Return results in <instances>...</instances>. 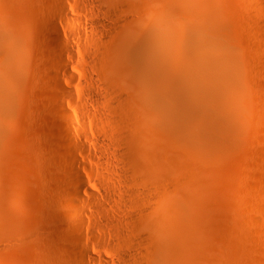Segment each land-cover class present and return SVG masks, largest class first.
Listing matches in <instances>:
<instances>
[{"label":"rangeland","instance_id":"374dc122","mask_svg":"<svg viewBox=\"0 0 264 264\" xmlns=\"http://www.w3.org/2000/svg\"><path fill=\"white\" fill-rule=\"evenodd\" d=\"M120 1L122 6L114 11L109 10L108 1L100 0H0V23L20 30V47L26 55L13 122L5 129L0 149V264H63L64 258H78L83 246L90 257H82L76 264H121V255L131 254L132 250L117 245L116 231L121 223L136 216V210L149 211L157 205L153 186L159 182L167 185L166 191L172 197L171 217L156 206L153 218L161 226L162 241L181 253L183 264H264V0ZM55 6L64 8L72 21L67 22ZM183 9L196 12L223 45V60L193 67L194 76L200 80L195 84L200 102L193 111L198 130H211L209 143L204 141L209 148L212 145L211 153L206 158L193 156L188 150L197 145L195 140L179 136L181 126L164 127L170 124L162 112L164 107L174 111L177 105H190L189 93H183L180 86L192 76L183 75L174 66L176 53L172 56L164 47L173 42L171 36L157 37L154 50L146 48L140 59L132 56V72L140 68L144 76L139 70L137 80L132 77V113L137 119L132 144L142 159L138 171L131 166L124 170L117 160L114 162L120 148L111 146V139L120 132L105 110L104 85L91 68L94 43L86 41H98L103 26H107L103 32L106 34L132 23L133 44L137 37H146V28L155 31L161 27L148 23L155 13L170 14V20L181 18ZM48 23H75L68 29L58 25L61 35L82 31L79 39L72 38L76 55L69 67L71 78L59 75L70 92L64 103L70 117L68 128L58 115L49 112L48 96L60 93L45 85L39 72L42 37L45 33L51 35L46 29ZM93 23L100 24L99 32L85 28ZM119 60V56L113 57L112 65ZM208 67H212L211 73ZM147 73L154 76V82L158 78L157 87L151 88L160 96L152 95L151 89L144 86ZM231 85L238 89L235 113L229 108L233 102ZM128 92L122 90L125 96ZM214 114L217 121L210 123ZM69 144L76 147L73 167L62 156ZM70 175L86 186L78 191L79 205L73 203L75 190L68 181ZM131 194L132 198L139 195V203ZM70 208L85 214L78 234L67 212Z\"/></svg>","mask_w":264,"mask_h":264},{"label":"bare ground","instance_id":"6f19581e","mask_svg":"<svg viewBox=\"0 0 264 264\" xmlns=\"http://www.w3.org/2000/svg\"><path fill=\"white\" fill-rule=\"evenodd\" d=\"M100 1H108L107 4H108L109 10L114 9V11L117 7H119V5L121 3L120 0H100ZM129 1L132 2V0H129ZM104 3H106V2H104ZM183 4L185 5V1ZM260 5L261 4L258 5L259 8H260ZM120 6H122V4ZM105 7H107V6H105ZM261 7L264 10V4H262ZM55 8H57L58 11L61 12V14L63 15V18L67 22L72 21V19H70L66 15V12L63 10L64 8L59 7V6H57V7L55 6ZM188 11L189 10L183 9L182 13H181V18H180V16L178 18H175V16H174L170 20L167 19V16H169L170 14L164 15V14H160V12L155 13L153 16H151L150 19H148V23H152L151 26H153V24H156V25L158 24V26H161V27H157L155 31L152 30L153 28L151 29L149 27L148 28L145 27L146 28V31H145L146 37L145 38L137 37L136 39H134L133 44H132V23L124 24L119 28L110 29L108 31V33H106V34L105 33L103 34V32L107 29V26H103L101 30H100V24L99 23H93V24H89V25L85 26V28L87 30H90L92 32H99V30H100L99 39H97L98 41H96V39L94 40L93 38H88L86 42H88V44L94 43V45L92 44V46H94V48H93V57L94 58H93L92 63H91V68H92L93 72H95L97 74V78H98L99 82H101V84L104 85L103 89H105V91H106V92H104V95L106 94V97H104L105 98L104 101H105L106 108H107L105 110H107L108 113L112 117H110L107 112L106 113L108 114L109 119L112 118V120L114 122V123L113 122L112 123L115 124V126L117 127L118 130H116V131L120 132V134H118L117 137L116 136H114L115 138L112 137V139H111L112 145L111 146L116 147L117 149L120 148V150H119L120 152L118 151L119 153H116V155H115L114 162L117 160L118 164L121 165L122 168L127 167V166L128 167L131 166L132 170L138 171L140 168V163H141V159H142L140 154L137 152V150L135 149V147L132 144V136L137 134L136 133L137 119L133 115L134 112L132 113V109H134V106H135V101L132 98V80L133 79L137 80V76H140V74H138L140 68L137 69L138 71H136V69H135V71L132 72V56L135 57L136 59H140L143 52L146 50V48L154 50L155 49L154 44L157 40L156 39L157 37H162V39H163L166 36H171V38L173 39V42L171 44L164 45V47H168L167 49L170 51L169 53H171L172 56H173V54L176 53V55L173 58L174 66L177 69H181L180 71H182L183 75L192 76V79H191V77H190V79H187V77H186L185 81H183V87L180 86V88H181V91L183 93L184 92L189 93L188 95L190 96V99L187 96L186 97L189 101L192 100V101H190L191 103L189 106L192 105L193 107L192 106L189 107L188 105L185 106V105L180 104V105L176 106L174 111L167 110V108L164 107L162 109V112H163V114L168 116L169 122H170L169 126H167V124L166 125L164 124V127L165 128H167V127L173 128V127L181 126V128H183L182 129L183 132L181 134H179V136L183 137L184 135H187V136L191 137L192 139H194L195 142L197 143V145L191 146L188 150L189 152L192 150V154L194 153L193 156L195 155L197 158H206L207 155L209 156V153H211L210 148H212V145L209 148L207 146V144L205 143L208 139L209 132H211V130H209L208 128H203L201 130H198L197 115L193 111V108L195 109V106H197L195 104H198V101L200 99V97H198L199 94L196 92V91H198V88L195 86V84H196V81L198 79H196V77L194 76L193 67H195L196 65L198 66V63L204 65L205 62H209L210 60H214L217 63L220 62L221 60H223V58H224L223 57L224 56L223 45H222L221 39L215 34V32L212 30L210 25L204 24L203 21L201 22L199 20V18L196 16L197 15L196 12H194L192 10L189 12ZM108 12H110V11H108ZM118 12H119V10H118ZM110 14H114V12H112ZM254 22H255V20H254ZM72 24H75V23H48L46 29L48 30V32H51V35H49L48 33L43 34L40 52H39L40 56L42 57L41 66H40L41 70H39V72L42 74L41 80H43L45 85H47L50 88H53L55 91L60 93L59 96H56L54 94L53 95L50 94L48 96L49 98L46 97L48 99V101L46 102L47 108H48V110L52 116L56 114L60 117V119L63 121L66 128H68L70 126V117L68 115V112L65 109L64 103L69 99L70 92L62 84V81L60 80L59 75H63L67 78H71L70 73H69V67H70V63L73 62L75 55H76V52L74 51V44H73L74 39H72V38L74 37L76 39V37H77L79 39L82 35L81 34L82 31L81 30L79 31V29H76L75 35H73L72 33H69V31H68V33L64 32V34L61 35L58 32V25H61L64 29H68L69 25H72ZM9 25H7L6 23H0V149L2 146V141L5 137V129L8 130L7 128L10 127L12 125V122H13L12 120H13V115L15 114V107H16L17 102H18V94H19L18 91H19L20 86L22 84L23 73L25 72V69H26V55H25L24 51L22 50V48L20 47V41H19V36H18L20 30L19 31H18V29L14 30L11 27V25L10 26ZM162 26H164V27H162ZM208 26H209V28H208ZM263 26L264 25L262 24V27ZM140 34H139V36H140ZM49 42H52V45H50ZM156 47H157V45H156ZM209 52L213 53V55L210 56V54H208ZM116 55L120 57V60L118 63L116 62L117 64L114 66V65H112L111 59H113V57H115ZM179 64H182V67H181V65L179 66ZM189 65H190V67H189ZM191 65H192V67H191ZM207 66H208V64H207ZM211 69H212V67H208L207 71L209 73H211V71H212ZM152 71L153 70H151V72ZM136 72H138L137 73L138 75H136ZM141 72L142 71L140 70V73ZM142 73H141V76H142ZM178 73H181V72H178ZM150 75H151V73L149 75L147 73V76H146L147 79H145L144 86L149 87V90L151 89L152 92H150L148 89H147L148 91L147 90L146 91L150 92V93H152V95H154L156 90L154 88L152 89L151 87H154L156 85L155 82H156V79L158 80V78L155 77L156 79L154 82V79H153L154 76L150 77ZM132 77H133V79H132ZM142 77H144V76H142ZM178 77H180V76L178 75ZM197 77H198V75H197ZM220 78H222V77H220ZM138 80H140L139 77H138ZM198 81H200V80H198ZM139 82H141V81H139ZM157 84H158V82H157ZM156 87H157V85L155 86V88ZM195 88H196V90H195ZM125 89L129 91L127 96H125L124 93H122V90H125ZM157 91H159V90H157ZM237 91H238L237 86L231 85L230 95L232 97L233 102L230 103L229 108H230L232 113H235V104H236L235 100L237 97ZM156 93L154 96H157L158 93L157 94ZM160 95L161 94L159 93L158 96H160ZM182 96H184V94ZM187 99L185 98V100H187ZM144 100L145 99H143V101ZM185 100H184V102L188 101V100L187 101H185ZM104 101H103V103H104ZM104 108H105V105H104ZM196 110H197V108H196ZM53 113H55V114H53ZM217 117H218L217 114H214V116L211 115V117L209 118L208 121L210 123H214L217 121ZM50 118H51V116H50ZM50 118H48V119L50 120ZM112 123L110 122V124H112ZM111 128L113 129V127H111ZM55 129H54V131H55ZM113 130H115V129H113ZM113 130H111V131H113ZM49 132H51V131L49 130ZM64 133L65 132H63L62 137L65 136ZM232 133H234V132H232ZM209 141H210V139H209ZM209 141H207V142L209 143ZM62 144H66V142L65 143L63 142ZM64 148H65L66 152H64L62 154V156L64 155L63 159L68 166L73 167L75 165L73 153H74L76 147L74 146V148H73L69 144L68 149L66 147H64ZM179 151H181V150H179ZM182 152L183 151H181V153ZM189 158H190V156H189ZM63 159H62V161H63ZM193 161H195V160H193ZM204 162L206 163L205 160H204ZM22 163H25V162H22ZM63 166H64V164H63ZM114 166H115V164H114ZM72 167H70V168L72 169ZM123 169H119V170H123ZM123 173L126 174L125 172H123ZM123 173L121 172L120 174H123ZM128 173H130V172H128ZM72 174H74V172H72ZM197 174H199V173H197ZM63 176H65V175L63 174ZM70 176L69 177L71 179L69 178L68 181L71 180L70 184L73 186V188L75 190L74 192H72L73 196H74L73 203L75 205L76 204L79 205L80 197H79L78 191L84 190L86 186L84 183H82L80 181V179L77 176H75V175H70ZM122 176H124V175H122ZM189 177H188V180H189ZM141 180H142V178H141ZM181 180H183V179H181ZM180 183H181V181H180ZM158 184L159 185H157L156 187L153 186L154 187L153 190H156V191H153V192H155L154 194L150 190L151 194H153L154 196L156 195L155 200L157 201V203L155 200H153V202H155L157 205L152 206L153 207L152 210H151L152 207L149 208V211L146 210L145 208H142V210H140V211L136 210V211H138V212H136V216L134 215L135 217L128 219V221H126V222L124 221L125 222L124 225H122L123 223L120 222L121 227H118V229L116 231L117 232L116 233L117 245L121 249L126 248L128 250H132L131 254L129 252H128V255H127V253H123L125 256L122 254L121 255L122 259H121V257L119 258L120 260H122L123 264H183L181 261L182 258L180 256L181 253H178L177 250L169 249L167 247V244H165L162 241L163 239L159 235L160 230H161V226L153 218V215H154L153 213L156 210L154 208H156V206H157L158 211H160V212H161V210L168 211V215H169L170 214L169 213V211H170L169 207L172 206V204H173L172 197L167 192L168 190L166 191L167 185H165V184L162 185L160 182ZM143 185L144 184H142V186ZM164 185L166 186L165 189H164ZM135 186H137V185H135ZM136 188H134V189H136ZM143 188H144V186H143ZM62 189H63V187H62ZM171 192H174V190H172ZM262 193H263V191H262ZM124 195H125V193L123 194V196ZM66 196H65V198H67ZM123 196L121 198H123ZM129 196L132 198V194ZM126 197H128V196H126ZM133 197L134 198H132V199H134V202L138 201L137 203H139V200H140L139 195L138 196L135 195ZM153 197H152V199H153ZM152 199L150 197V200H152ZM263 203H264V201H263ZM149 205L147 204V206H149ZM69 206H70V204H69ZM70 207H72V206H70ZM143 207H144V205H143ZM136 208L140 209L141 206L138 207V205H137ZM262 208H263V206H262ZM70 210L71 211H67L69 214L66 213V210L64 212L66 213V215L68 214L69 216H71L70 218H72L73 221L70 220V218H69V221H72L75 223V228H73V229H75V231L77 233L78 230L84 224L83 218L85 217V214L80 210H76V209L73 210L71 208H70ZM65 213H63L62 215H64ZM170 217H171V215H169V218ZM75 231H74V233H75ZM72 235H73V233H72ZM164 241H166V240H164ZM69 249H70V247H69ZM81 249H82V247H81ZM72 250H73V248H72ZM258 250H259V248H258ZM78 255H79L78 258L76 257V255L74 256L75 258L72 256L74 260H67L66 259V261H65V258H64V262L62 261V263L63 264L64 263L65 264H76V262H78L79 260L82 261L81 259H83L84 257H90V253H89L87 247H84V246ZM79 263H82V262H79ZM119 263H121V261ZM188 264H194V262H190Z\"/></svg>","mask_w":264,"mask_h":264}]
</instances>
